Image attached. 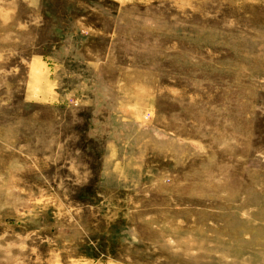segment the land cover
Wrapping results in <instances>:
<instances>
[{
  "label": "rangeland",
  "instance_id": "1",
  "mask_svg": "<svg viewBox=\"0 0 264 264\" xmlns=\"http://www.w3.org/2000/svg\"><path fill=\"white\" fill-rule=\"evenodd\" d=\"M0 264H264V0H0Z\"/></svg>",
  "mask_w": 264,
  "mask_h": 264
}]
</instances>
